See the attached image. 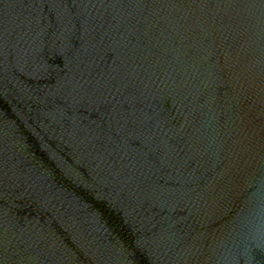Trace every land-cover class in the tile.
Segmentation results:
<instances>
[{
    "label": "water",
    "instance_id": "95a60500",
    "mask_svg": "<svg viewBox=\"0 0 264 264\" xmlns=\"http://www.w3.org/2000/svg\"><path fill=\"white\" fill-rule=\"evenodd\" d=\"M0 264H264V0H0Z\"/></svg>",
    "mask_w": 264,
    "mask_h": 264
}]
</instances>
